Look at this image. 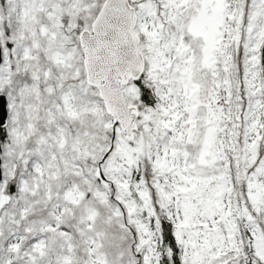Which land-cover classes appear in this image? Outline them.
Returning <instances> with one entry per match:
<instances>
[{"label": "snow or ice", "instance_id": "snow-or-ice-1", "mask_svg": "<svg viewBox=\"0 0 264 264\" xmlns=\"http://www.w3.org/2000/svg\"><path fill=\"white\" fill-rule=\"evenodd\" d=\"M0 264H264V0H0Z\"/></svg>", "mask_w": 264, "mask_h": 264}]
</instances>
